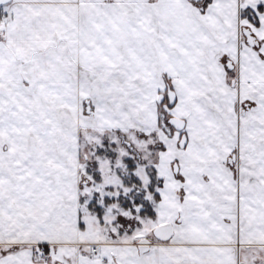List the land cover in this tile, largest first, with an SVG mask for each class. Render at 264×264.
I'll list each match as a JSON object with an SVG mask.
<instances>
[{"label": "snow or ice", "instance_id": "obj_1", "mask_svg": "<svg viewBox=\"0 0 264 264\" xmlns=\"http://www.w3.org/2000/svg\"><path fill=\"white\" fill-rule=\"evenodd\" d=\"M0 264H264V0H0Z\"/></svg>", "mask_w": 264, "mask_h": 264}]
</instances>
